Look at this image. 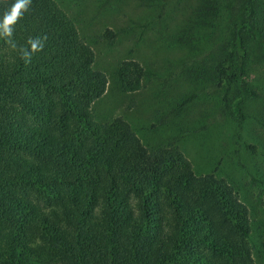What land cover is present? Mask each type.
<instances>
[{
	"label": "trees",
	"instance_id": "16d2710c",
	"mask_svg": "<svg viewBox=\"0 0 264 264\" xmlns=\"http://www.w3.org/2000/svg\"><path fill=\"white\" fill-rule=\"evenodd\" d=\"M75 1L76 14L62 0H25L16 19V0H0V264H264V228L228 179L197 174L178 146L147 147L122 117L95 115L109 83L97 46L128 39L116 83L141 91L153 74L133 53L154 28L166 41L175 0H138L155 18L125 12L128 0ZM263 5L187 8L166 41L188 60L177 115L202 87L243 137L248 102L261 97L250 67L264 61Z\"/></svg>",
	"mask_w": 264,
	"mask_h": 264
},
{
	"label": "rangeland",
	"instance_id": "374dc122",
	"mask_svg": "<svg viewBox=\"0 0 264 264\" xmlns=\"http://www.w3.org/2000/svg\"><path fill=\"white\" fill-rule=\"evenodd\" d=\"M62 1L73 7L65 9L76 14L78 9L74 7L78 1ZM195 1H171L173 9L167 18V42L170 36L183 28L184 18L187 20L190 16V9L187 8ZM127 5L125 12L137 16L151 11L153 18L159 14L157 7H140L138 0H128ZM261 7L263 9L264 5ZM84 9L88 12L96 10ZM185 12L189 14L185 16ZM156 34H159L156 28L147 32L146 42L140 43L133 53L138 59L144 57L143 64L153 74L137 93L120 91L115 78L122 58H132L128 39L122 37V41L112 46L108 43L97 46L96 65L107 74L109 83L105 95L93 106L95 115L101 121L122 117L131 123L147 147L178 146L193 163L197 174L213 173L218 178L228 179L248 205L255 230L260 234L261 228H264V130L259 126L258 119L264 116V61L250 67V80L259 89L261 97L248 102V119L240 138L231 115L228 112L221 114L220 100L202 87L193 89L200 96L188 106L185 116L177 115L179 100L185 92L183 61L188 60L183 59L184 50L168 47L165 40L156 38ZM192 87L190 84V89ZM246 144L256 146L257 152L245 150Z\"/></svg>",
	"mask_w": 264,
	"mask_h": 264
},
{
	"label": "clouds",
	"instance_id": "9594fccd",
	"mask_svg": "<svg viewBox=\"0 0 264 264\" xmlns=\"http://www.w3.org/2000/svg\"><path fill=\"white\" fill-rule=\"evenodd\" d=\"M25 0H16V2L12 5L11 12L8 15L14 16L16 19H19V11L24 5ZM21 5V7L17 8V5ZM8 15L4 17V19L7 21L8 20ZM15 23V20H12L9 24V30H11V24Z\"/></svg>",
	"mask_w": 264,
	"mask_h": 264
},
{
	"label": "snow or ice",
	"instance_id": "6c2138e0",
	"mask_svg": "<svg viewBox=\"0 0 264 264\" xmlns=\"http://www.w3.org/2000/svg\"><path fill=\"white\" fill-rule=\"evenodd\" d=\"M19 7H21V5L18 4V5H17V8H19ZM9 20H11V17H9Z\"/></svg>",
	"mask_w": 264,
	"mask_h": 264
}]
</instances>
